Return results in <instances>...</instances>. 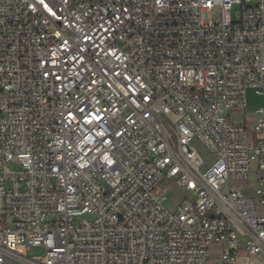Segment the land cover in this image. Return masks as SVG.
Returning <instances> with one entry per match:
<instances>
[{"label": "built area", "instance_id": "1", "mask_svg": "<svg viewBox=\"0 0 264 264\" xmlns=\"http://www.w3.org/2000/svg\"><path fill=\"white\" fill-rule=\"evenodd\" d=\"M249 89L251 138L228 119ZM242 254L264 255V0H0V264Z\"/></svg>", "mask_w": 264, "mask_h": 264}, {"label": "rangeland", "instance_id": "2", "mask_svg": "<svg viewBox=\"0 0 264 264\" xmlns=\"http://www.w3.org/2000/svg\"><path fill=\"white\" fill-rule=\"evenodd\" d=\"M241 6L240 4H233L230 8V15L233 21H236V14L238 13V11L240 10ZM204 17L207 20H211L213 22L217 21L218 19H220L221 17V13L219 11V9L217 7L211 9L210 11H206L204 13ZM229 115V121L232 124H236L241 120V114L239 110H231L228 112ZM247 135L249 138L253 137V132H250L249 130H247ZM198 151L200 153V155L205 158L207 161H209L208 159V154L207 152H205V150L200 147L197 146ZM6 167L10 170H18L19 169V165L16 162H8L6 164ZM255 173H256V164L255 163H251L250 165V173H249V187H248V194L249 195H254V190H255ZM161 186L164 187L165 193L167 195V201L165 203L166 207L169 209H172L174 207V204L178 201L179 197H180V190L178 188H176L173 183H167L165 180H163L161 182ZM257 201V200H256ZM220 248L211 244L210 245V256L211 259H216L218 257V253H219ZM44 250L40 247H31L26 251V255L28 257H33V258H41L43 256Z\"/></svg>", "mask_w": 264, "mask_h": 264}, {"label": "crops", "instance_id": "3", "mask_svg": "<svg viewBox=\"0 0 264 264\" xmlns=\"http://www.w3.org/2000/svg\"><path fill=\"white\" fill-rule=\"evenodd\" d=\"M263 103V97L256 94L253 90L249 89L246 93V107L240 111L241 120L236 123L243 125L247 130L253 132V125L256 120L255 110ZM229 119V115H228ZM236 264H264V255H258L254 257H247L245 254L237 260Z\"/></svg>", "mask_w": 264, "mask_h": 264}, {"label": "snow or ice", "instance_id": "4", "mask_svg": "<svg viewBox=\"0 0 264 264\" xmlns=\"http://www.w3.org/2000/svg\"><path fill=\"white\" fill-rule=\"evenodd\" d=\"M41 2H43V0H41Z\"/></svg>", "mask_w": 264, "mask_h": 264}]
</instances>
